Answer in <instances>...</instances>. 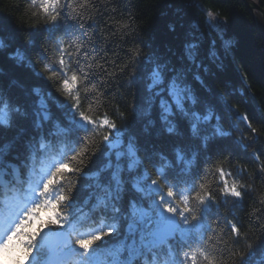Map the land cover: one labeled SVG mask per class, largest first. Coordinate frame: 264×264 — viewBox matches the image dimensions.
<instances>
[{"label":"snow or ice","instance_id":"6c2138e0","mask_svg":"<svg viewBox=\"0 0 264 264\" xmlns=\"http://www.w3.org/2000/svg\"><path fill=\"white\" fill-rule=\"evenodd\" d=\"M96 2L30 0L26 37L0 21V60L32 80L19 100L0 73V252L15 264H264V207L254 227L213 220L254 190L237 157L264 178V111L232 103L221 57L233 43L216 46L228 20L200 6L206 30L191 25L178 56L145 51L122 24L131 47L114 75ZM125 83L136 92L121 111L108 97Z\"/></svg>","mask_w":264,"mask_h":264},{"label":"trees","instance_id":"16d2710c","mask_svg":"<svg viewBox=\"0 0 264 264\" xmlns=\"http://www.w3.org/2000/svg\"><path fill=\"white\" fill-rule=\"evenodd\" d=\"M260 4L264 6V0H260ZM200 6L210 8L217 12L220 18L228 20V25L216 39V46L218 53L222 51L220 37L233 43L232 51L221 57L229 76V87L235 84L239 92L238 96L230 99L232 103L239 105L242 112L248 111L250 115L255 113L258 116L264 111V19L259 12L255 16L243 0H98L96 8L89 14L97 22V30L103 37L99 41V55L109 60L108 70L115 75L116 70L111 66V61L116 60L117 64L122 66L126 59V49L131 47V43L124 42L127 37L122 36L121 25L128 24L131 26L132 36L137 38L136 42L142 40L147 45L145 51L154 50L161 56L170 54L178 56L190 26L199 23L204 29ZM112 9L116 11L113 12ZM33 11L30 0H0V21L19 36L26 37L28 35L26 29L36 23L37 18L31 15ZM88 33L92 35L93 29L89 28ZM93 39L96 37L93 36ZM240 72L247 74L251 93L240 83ZM0 73L5 80H11L16 84L14 88L10 86L15 99H28V89L32 80L23 70L12 67L7 59H3L0 60ZM123 79L119 77L116 83L120 84ZM135 92V85L129 87L125 83L124 87L112 91L108 100L112 104L119 103L121 111H124L126 103L132 101ZM105 108L111 112L110 107L105 105ZM253 125L260 127L256 120H253ZM258 143L264 144V139ZM233 163L247 168L248 173L238 178L251 184L254 190L246 195L241 205L233 207L229 202L227 207H222V217L219 220L213 217L215 226L225 232L227 229L223 216L249 225L252 224L249 215L253 209L264 207L258 203L264 199V178L255 172L254 165L247 159L237 157ZM252 226L254 227V224Z\"/></svg>","mask_w":264,"mask_h":264},{"label":"water","instance_id":"95a60500","mask_svg":"<svg viewBox=\"0 0 264 264\" xmlns=\"http://www.w3.org/2000/svg\"><path fill=\"white\" fill-rule=\"evenodd\" d=\"M246 5L253 11L256 8L259 13H261L264 17V6L260 5V0H243Z\"/></svg>","mask_w":264,"mask_h":264},{"label":"rangeland","instance_id":"374dc122","mask_svg":"<svg viewBox=\"0 0 264 264\" xmlns=\"http://www.w3.org/2000/svg\"><path fill=\"white\" fill-rule=\"evenodd\" d=\"M260 3V2H259ZM261 5V4H260ZM258 11H257V9L255 8L254 9V13H255V16H256V13H257ZM262 17H263V15H262ZM263 19H264V17H263Z\"/></svg>","mask_w":264,"mask_h":264}]
</instances>
